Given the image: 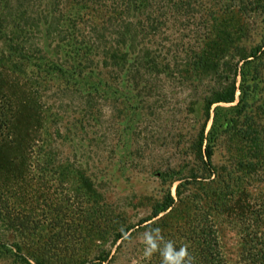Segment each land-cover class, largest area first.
I'll use <instances>...</instances> for the list:
<instances>
[{"label": "rangeland", "instance_id": "obj_1", "mask_svg": "<svg viewBox=\"0 0 264 264\" xmlns=\"http://www.w3.org/2000/svg\"><path fill=\"white\" fill-rule=\"evenodd\" d=\"M215 1L222 11L207 39L193 31L199 16L185 26L187 16L173 7L163 29L167 40L157 36L147 44L161 50L160 72L139 69L137 81L127 65L115 83L109 68L98 66L94 81L108 83L101 95L84 96L86 86L71 75L66 51L35 53L21 69L29 78L19 70L0 72L9 119L3 132L14 138L0 145V245L6 246L0 264H161L159 252L143 255V234L157 228L177 250L186 245L193 264H258L264 166L242 174L233 165L251 154L254 143L240 125L228 129L213 157L217 174L208 179L198 135L206 121L203 99L230 85L236 67L241 71L240 49L248 52L263 41L264 14L257 8L264 0ZM203 2L208 11L214 6ZM61 8L64 27L84 11L73 0H63ZM202 50L214 67L179 65V58L191 60ZM259 69L261 98L255 100L264 105V59ZM247 71L252 79V68ZM241 82L239 74L237 87ZM235 103L215 104L212 114L218 105ZM11 106L16 111L10 117ZM169 193L174 204L153 217V207Z\"/></svg>", "mask_w": 264, "mask_h": 264}, {"label": "trees", "instance_id": "obj_2", "mask_svg": "<svg viewBox=\"0 0 264 264\" xmlns=\"http://www.w3.org/2000/svg\"><path fill=\"white\" fill-rule=\"evenodd\" d=\"M203 1L73 0L75 5L84 11L78 15H72L69 19V26L64 27L62 20L67 16L61 8L63 0H0V41L2 43L0 44V72L12 69L22 72L21 69H26V62L42 50L52 51L54 54L66 51L68 54L64 61H67L71 75L78 77L77 82L86 86L83 91L84 96L90 98L95 91L97 95H101L100 87H106L108 83L103 82L102 78L94 81L93 78L98 77V72L94 71L98 66L109 68L110 77L115 83L118 71L126 70L127 65L134 69L132 74L139 77L137 81L142 79L141 74L139 76V69L147 72H160L161 50L158 54L155 48H149L147 44L154 43L157 36L160 38L162 36L164 41L167 40L168 36L165 35L163 29L167 27V17L176 11L173 7L181 15L187 16L185 26L194 25L193 20L197 21L195 15L199 16V19L197 18L198 27L193 31L207 39V31L217 20V11L221 12L222 9L221 7L216 9L218 3L210 0L213 1L214 6L208 11ZM240 9L247 10L248 7L243 5ZM257 9L264 14V3L259 4ZM97 17L100 19L99 22L95 20ZM33 34H35L36 42L30 43L28 39ZM156 46L164 48L161 41L157 42ZM101 48L104 50L100 51ZM137 50L141 55L136 53ZM240 50L237 56H239L238 62L243 61L241 71L236 67L234 80L230 81V85L229 83L226 86L223 85L211 96L203 99L206 121L199 132L198 144L200 148L205 147L203 161L209 172V177H205L208 179L217 174L213 161L216 146L227 137L228 129L238 125H240L238 131L241 135L252 139L254 148L249 152L254 155L252 159L251 154L244 152L240 159L233 162V165L238 167L242 174L245 170L261 171L264 166V105H256L255 100V98H261L256 89L259 87V76L261 75L259 64L264 59V38L262 43L252 47L250 51ZM101 54L102 56H99ZM189 57L191 60L179 58V65L185 67L197 65L209 69L211 65L214 67L216 64L210 61L211 58L205 56L203 50ZM164 66L169 67L168 64ZM250 67L255 73L252 79L248 78L247 69ZM22 73L29 78L28 72ZM239 74L242 76V82L237 87ZM237 89L241 93L235 103ZM4 101L6 100L0 90V145L14 142L13 136L7 138V132H3L4 122L9 121L5 118L3 111L7 105ZM220 103L235 104L230 107L218 105L213 109L214 114H212L213 105ZM8 111L11 112V117L16 111V106H11ZM210 120V129L207 131ZM229 171L234 176L230 167ZM228 174L229 172L226 175ZM233 176H230L231 180H235ZM198 177L195 175L194 181H198ZM240 177L244 176L240 175ZM182 185L177 186L179 194ZM231 185L227 184L228 191L232 190ZM174 202V196L169 193L162 202L153 207V217L170 208ZM256 235L264 236V227L260 226ZM1 247L6 246L0 245ZM255 250L257 263L264 264V241L257 242Z\"/></svg>", "mask_w": 264, "mask_h": 264}, {"label": "clouds", "instance_id": "obj_3", "mask_svg": "<svg viewBox=\"0 0 264 264\" xmlns=\"http://www.w3.org/2000/svg\"><path fill=\"white\" fill-rule=\"evenodd\" d=\"M142 242L145 245L143 255L146 259L159 252L161 264H193L194 257L189 253L188 247L185 245L177 250L174 242L164 240L158 228L146 231L142 236Z\"/></svg>", "mask_w": 264, "mask_h": 264}]
</instances>
